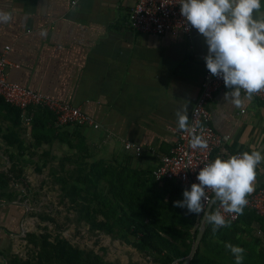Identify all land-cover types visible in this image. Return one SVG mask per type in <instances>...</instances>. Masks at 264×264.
I'll return each mask as SVG.
<instances>
[{
	"label": "crops",
	"instance_id": "obj_1",
	"mask_svg": "<svg viewBox=\"0 0 264 264\" xmlns=\"http://www.w3.org/2000/svg\"><path fill=\"white\" fill-rule=\"evenodd\" d=\"M136 1L0 0L8 80L79 107L99 125L57 128L37 110L19 111L0 99V176L22 148L25 156L34 151L30 142H44L41 158L54 147L68 149L60 143L68 138L85 142L91 161L126 159L134 169L153 171L186 126L215 59L264 55V0H187L190 40L133 32L128 14ZM208 109L224 149L246 156L223 192L264 188V103L228 89L217 92ZM126 142L141 155L126 151ZM11 190L0 181V240L22 228L27 211L19 198L8 197ZM247 222L264 241V218Z\"/></svg>",
	"mask_w": 264,
	"mask_h": 264
},
{
	"label": "built area",
	"instance_id": "obj_2",
	"mask_svg": "<svg viewBox=\"0 0 264 264\" xmlns=\"http://www.w3.org/2000/svg\"><path fill=\"white\" fill-rule=\"evenodd\" d=\"M133 32L151 38L191 39L193 26L187 0H137L128 14ZM5 46L0 50V99L19 111L42 108L50 112L56 127H88L99 125L81 108L39 91L8 80L9 65ZM235 89L264 103V55L218 56L212 68L205 72L200 92L194 99L186 126L177 132V140L168 154L162 155L152 177L156 182L172 181L181 188H191L196 196V210L203 214L214 205V220L219 226L238 219V210L247 209L264 218V188L255 192L218 197L224 183L245 165L241 152H228L224 142L211 125L209 103L217 92ZM32 118L24 125L30 127ZM124 149L141 155V148L131 142ZM211 210V209H210ZM170 264H177L173 261Z\"/></svg>",
	"mask_w": 264,
	"mask_h": 264
},
{
	"label": "trees",
	"instance_id": "obj_3",
	"mask_svg": "<svg viewBox=\"0 0 264 264\" xmlns=\"http://www.w3.org/2000/svg\"><path fill=\"white\" fill-rule=\"evenodd\" d=\"M32 110H37L54 126L50 112L42 108L27 111ZM60 143L74 152L75 159L83 167V176L78 178L80 184L95 192L98 186H102L96 192L98 203L95 212L106 218V224L110 221L116 226L117 237L131 238L133 246L154 263L177 261V264H184L197 234V231L191 233L198 214L197 199L191 188L183 189L172 181L156 182L151 169H134L126 159L87 162L92 154L85 142H74L68 138ZM0 181L6 189L10 182L9 174H2ZM213 209L214 205L206 217L203 236L190 264H264L263 243L253 236L247 222L261 218L250 210L239 209L235 222L219 226L214 220ZM59 262L70 264L67 258L64 263L62 260ZM34 264L59 263L42 257Z\"/></svg>",
	"mask_w": 264,
	"mask_h": 264
},
{
	"label": "rangeland",
	"instance_id": "obj_4",
	"mask_svg": "<svg viewBox=\"0 0 264 264\" xmlns=\"http://www.w3.org/2000/svg\"><path fill=\"white\" fill-rule=\"evenodd\" d=\"M42 143L30 142L34 151L28 156L22 148L7 172L12 186L8 197L19 198L27 211L22 228L0 240V262L34 264L47 257L59 264L65 258L70 264H157L131 238L117 237L116 226L95 212L102 186L95 192L80 184L83 167L74 152L54 147L40 158Z\"/></svg>",
	"mask_w": 264,
	"mask_h": 264
},
{
	"label": "water",
	"instance_id": "obj_5",
	"mask_svg": "<svg viewBox=\"0 0 264 264\" xmlns=\"http://www.w3.org/2000/svg\"><path fill=\"white\" fill-rule=\"evenodd\" d=\"M230 193H231L230 190L222 192L218 196H215L214 200L218 197H224V196L230 195ZM210 209H211V205L205 209L203 214H201V213L197 214L195 224H194V228H193V233H195V231H197V234L194 238L191 251H190L188 257L184 260V264L190 263L191 259L193 258L194 254H195V252L199 246L200 240H201L203 233H204V225H205L206 217L209 214Z\"/></svg>",
	"mask_w": 264,
	"mask_h": 264
}]
</instances>
